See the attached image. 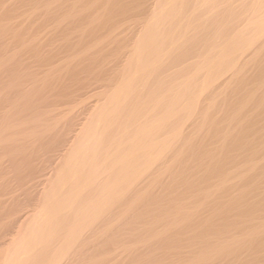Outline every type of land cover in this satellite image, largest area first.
<instances>
[{"label":"bare ground","instance_id":"1","mask_svg":"<svg viewBox=\"0 0 264 264\" xmlns=\"http://www.w3.org/2000/svg\"><path fill=\"white\" fill-rule=\"evenodd\" d=\"M123 1L124 7L132 5L140 17L146 15L129 58V70L119 88L97 107L95 123L88 125L90 129L86 127L89 129L87 138L81 140L74 156L68 158L70 162L59 174L62 184L53 189L49 187L51 191L43 208L3 264H81V261L88 264L81 260L84 248L91 239L93 242L96 236L102 235L99 230L103 231L101 227L106 222L109 231L105 225L104 230L111 234L116 231L112 232L109 222H115L116 211L120 210L117 207L132 200L135 193L148 190L151 194L157 185L161 186V194L155 189V197L146 198L147 203L135 209L130 220L149 222L150 228L157 224L158 228L162 223L160 228L165 229L166 224L172 223L171 226L176 227L169 231L177 229V233L180 227L186 234L193 230L192 226L204 211L203 201L226 195L236 188L240 196L222 202L221 206L233 215L226 217V211L224 218L217 220L224 212H219L221 207L219 210L214 207L215 218H206L208 224L202 234L194 235L205 223L195 225L199 229L193 231V238L211 235L223 242L227 232L221 230L243 219L240 221L245 225L241 228V238H234L233 234L231 247L223 244L214 250L211 264H264V144L261 143L264 136H260L264 133V0H130L126 5V0ZM161 75L170 80H160ZM150 78H154L153 83ZM139 82H143L142 85ZM140 112L144 113L139 115ZM257 131L262 134L258 136ZM167 177L171 178L170 183L163 181ZM182 189L192 194L188 197ZM179 191L183 192L181 196L176 194ZM236 192L231 195L235 196ZM144 193L141 197L136 194L137 203ZM201 202L203 204H199ZM127 208L123 217L131 209ZM171 208L176 210L174 214ZM128 220L125 225L121 224L123 228L130 225ZM213 220L223 222V226L218 225L223 229L217 228ZM65 228L60 239L52 241V237ZM125 228L119 233L121 239V234H126ZM135 228H131L132 235L139 229ZM145 228L140 231L149 233L148 227ZM164 229L161 234L167 235L169 228ZM179 231V235H183ZM158 232L154 238L161 235ZM108 235L107 239L110 237L112 241L116 234ZM165 235L159 236V240ZM130 236L123 237L122 241L127 242ZM141 237L143 235L139 239ZM146 237L148 241L152 239ZM168 237L164 238L168 241ZM174 241L178 239L175 237ZM145 242L149 249L151 242ZM207 242L205 247L209 248L211 244ZM169 243L172 244L170 241L167 245ZM105 245L100 242L98 247L102 251L113 248L111 242L110 248ZM94 246L93 249L97 247ZM40 251H48L51 256L47 255L49 257L42 261ZM105 251L104 255L113 254L115 249ZM132 251L129 252L132 255L126 252L130 259L136 255ZM99 253L98 257L104 256Z\"/></svg>","mask_w":264,"mask_h":264},{"label":"rangeland","instance_id":"2","mask_svg":"<svg viewBox=\"0 0 264 264\" xmlns=\"http://www.w3.org/2000/svg\"><path fill=\"white\" fill-rule=\"evenodd\" d=\"M108 1L0 0V264H3L5 258L14 250L16 243H18L17 241H21L25 237V233L27 232L26 228L30 226L37 212L39 213L43 208L45 198L49 191H51L50 188L53 189L55 186L62 184L58 179L59 174L64 165L70 162L68 158L72 159L74 156L78 147L81 145L80 143H82L81 140L85 141L87 138V132L90 129L88 125H92L93 122L95 123V119L97 118V107L113 93V90L115 91L116 88H119V83L123 81L126 72L129 70V58L135 49L140 28L146 15H141L140 17L135 11L136 9L128 4L127 1L130 0H126L125 2V5L128 4L126 6L127 8L124 7L123 0H121L123 4L119 0H112L109 3L110 5L107 3ZM112 2L114 3L111 4ZM98 9L102 16L98 12ZM142 9H144L143 6ZM105 10L110 12L105 13ZM130 10H134L136 14L130 12ZM138 16L139 18H137ZM105 26L107 29L104 28ZM163 75L160 76L161 78L159 77L160 80L166 79L163 81L168 82L170 78L167 80L168 77H164ZM153 79L150 78V83H153ZM142 83L139 82L141 85ZM155 88L158 89L159 85H156ZM143 113L140 112L139 115ZM258 133L260 132L257 131L258 136L262 134ZM263 134L260 136H264ZM261 143L264 144L263 141ZM169 178L167 177L166 180L164 178L163 181L170 183ZM55 182L56 184H54ZM204 186L206 187V184ZM160 187V185H157L155 189L158 188L157 190L161 194ZM155 189L151 190L153 193H151L152 196L147 192L148 190H144L146 193L143 191L135 193V197L134 195L131 197H134L132 200L129 198L130 201L127 200V202L125 201V203L123 202L118 206L117 209L120 208V210L118 209L116 211L117 222L116 220L115 222H109V226L111 225V227L116 223L110 229L112 232L116 230L113 233L117 235V238L113 233L111 234V232L106 231H109L107 229L108 224H106L108 222H106L101 227L103 231L99 230V232L102 233L107 241L109 239V241L107 242L103 237L104 243L102 241L103 238L101 239L102 235H99L100 233L97 234L99 236H96V240L94 239L92 242L91 239L86 245L88 249H85L86 247L84 248L85 255L81 260L86 261L88 264L93 262L95 264L97 262H99L98 264H149V262L150 264H211L214 261V250L219 249V246L223 244L226 247H231L234 235V238H241V230H243L241 228L242 226L244 228L245 225L244 222L241 225L242 223L240 221L242 222L243 219L241 220L240 218V221H237L238 224H234L235 226L232 225L231 228H224V231L221 230L222 232H227L225 234L228 235V237L224 235L226 239L223 242L217 241L215 236L211 235H203V239L201 236L199 239L193 238L195 237L194 235L204 232V227L208 224L205 223L208 222L206 218L209 220L215 218L216 213L213 214L214 207H216L215 210H219L222 202L227 203L230 199L237 198L236 195L238 193L236 192V188H232L231 191L236 192L235 196L229 192L223 196L219 194L221 196H219L220 198L217 196L213 197V200L216 199L214 203L211 198L210 200H202L204 203V211L197 218V220L201 218L198 220L199 222L197 223L196 220L192 226L193 230L187 231L186 234V230L182 232V229L180 230V227L178 228V231L180 230L179 232L184 236L179 235L178 231L176 233L177 229L173 232L169 231L171 228L176 227L171 226L172 223L170 224L169 222V224H166L169 226L166 228L169 229L166 230V228H160L162 227V223H159L158 228L156 227L158 224L150 228L147 225L149 223L148 221V223L144 224L138 221L136 223L133 222V218V221L130 220L131 215L133 216L136 210H139L142 205H145L147 203L146 201L155 197V192H157ZM181 191L184 192L186 190L182 189ZM181 191L174 192V194L176 193L177 196H181L180 194L183 193ZM141 193L145 195L143 194L144 196L140 198L141 200H138V203L141 202V204H138L136 194L139 196ZM158 194L157 196H159ZM186 194L189 197L192 193ZM134 202L136 204L132 207ZM203 203L201 202L199 204ZM124 204L128 205L127 207L134 208V210L129 208L130 213L128 211L126 217H123L125 215L123 211L126 212L128 208ZM171 209L173 213L169 210L170 213L174 214L176 210L174 208ZM225 209L227 208H220L219 212L222 210L224 214L220 216L221 218L217 217V220H222L227 213L228 216L226 215V217L233 215V212L231 215L227 211L228 209ZM226 211L227 213H225ZM202 214L205 215V218L202 217ZM127 217L131 223L129 222L130 225H126L129 230L124 227L127 230L124 233L127 235L122 233V239L123 237L130 236L128 234L131 231L133 232L134 227H136L135 230L139 229L135 232L137 236L135 233L133 235L130 233V239H127L128 244L124 239L125 244L120 238L119 233H121V230L123 231L124 228L121 224L127 222ZM213 221L217 222L214 224L218 228L221 222ZM199 224H203V227ZM132 225L134 227H131ZM195 225H199L201 230L199 228L196 229L194 227ZM222 226L219 229H223ZM142 227H148L147 230H149V233L148 231H140ZM149 228L156 230L153 229L151 231ZM163 229L168 231L166 233L170 234L165 235L164 232V234H161ZM195 229L196 231L199 229V232L193 235ZM64 230L66 231V228L62 231ZM143 230H146V228ZM65 231L52 237V241L56 242V239L59 240ZM141 232L143 233L142 240L139 239L142 236L140 235ZM157 232L161 234L159 235L161 237L162 235L170 237L171 233H173L171 236L173 238L170 237L173 240L168 239L167 241L164 238L165 236L159 240L160 237L158 234L156 239L154 237ZM108 234H111L110 236L113 235V239L115 237V240L112 239L113 242L110 241V237L107 239ZM146 236H150L148 239L152 238L153 240L150 239L148 241L145 239L147 238ZM175 237L178 239V242L174 241ZM119 239L123 243L119 242ZM163 239L165 240L163 241ZM94 241H99V243L101 242L104 245L107 244L105 245L106 247H109L111 242L110 246L113 248L109 251L114 252L113 250L115 249V252H117V249L118 252L112 254L107 248H103L106 250L105 253L109 252L114 255L109 256V253H106L108 255L106 259L104 257L106 254L104 255L102 253L104 250L102 251L100 249L103 245L100 244L101 246L98 247L99 243H94ZM145 241L151 242L154 245L150 244L148 249V243L146 245ZM170 241L172 244L169 243L167 245ZM206 242L209 245L211 244L209 248L205 247ZM124 244L125 246H123ZM94 245L98 247L99 250L97 252L99 253L101 251L102 256L104 255L103 257H98L100 253L96 254L95 250L97 247L93 249ZM127 247H131L134 251L137 250V252L131 250L133 255L134 253L136 254L132 256V259L129 258L132 254L129 253L131 251ZM52 249L49 247V253H52L50 251ZM48 251H43V253L41 251L39 252V256L43 254L40 256L42 257V261L51 256ZM126 252L130 255L128 256ZM44 256L47 257L44 258ZM211 258H213V261H211ZM101 259L102 262L100 261ZM216 262L218 263L219 261L217 260ZM80 263L83 264V261Z\"/></svg>","mask_w":264,"mask_h":264}]
</instances>
